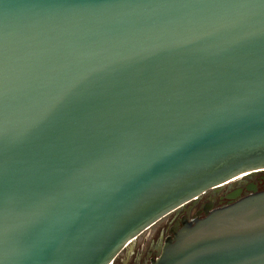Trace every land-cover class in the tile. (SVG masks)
<instances>
[{"label": "water", "instance_id": "obj_1", "mask_svg": "<svg viewBox=\"0 0 264 264\" xmlns=\"http://www.w3.org/2000/svg\"><path fill=\"white\" fill-rule=\"evenodd\" d=\"M260 173L264 0H0V264H112L226 184L153 264H264Z\"/></svg>", "mask_w": 264, "mask_h": 264}, {"label": "flooded vegetation", "instance_id": "obj_2", "mask_svg": "<svg viewBox=\"0 0 264 264\" xmlns=\"http://www.w3.org/2000/svg\"><path fill=\"white\" fill-rule=\"evenodd\" d=\"M264 184V173L256 177L241 180L243 192L240 196L249 193L245 190L251 183L260 189ZM237 185L226 184L216 191H207L192 207H183L177 213H172L148 230L140 234L129 246L124 248L113 260L112 264H153L159 257L165 243L173 237V233L182 228L183 224L191 223L194 219L205 216L206 212L225 206L231 199L225 196L235 193ZM191 209V210H190Z\"/></svg>", "mask_w": 264, "mask_h": 264}]
</instances>
